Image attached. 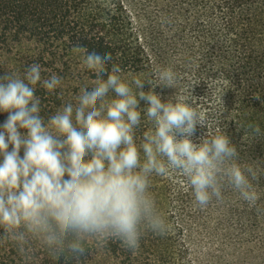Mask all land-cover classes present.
Segmentation results:
<instances>
[{
  "label": "trees",
  "instance_id": "obj_1",
  "mask_svg": "<svg viewBox=\"0 0 264 264\" xmlns=\"http://www.w3.org/2000/svg\"><path fill=\"white\" fill-rule=\"evenodd\" d=\"M76 49L83 63L92 50L111 53L108 72L119 64L132 80L155 83L159 70L171 68L176 88L155 91L165 102L193 92L208 124L197 126L193 139L207 130L227 133L238 162L256 170L251 182L258 199L249 205L225 183L222 200L201 209L182 175H154L150 191L166 235L145 231L136 251L115 240L92 241L84 257L53 259L39 240L21 255L0 228V264H264V135L248 128L264 132V0H0V76L23 78L28 65L40 64L42 79L34 87L46 117L69 97L67 59ZM53 73L61 84L49 90L42 81ZM144 90H152L147 81ZM140 107L147 105L140 101ZM7 117L0 112V124ZM150 128L142 114L137 137Z\"/></svg>",
  "mask_w": 264,
  "mask_h": 264
},
{
  "label": "clouds",
  "instance_id": "obj_2",
  "mask_svg": "<svg viewBox=\"0 0 264 264\" xmlns=\"http://www.w3.org/2000/svg\"><path fill=\"white\" fill-rule=\"evenodd\" d=\"M112 59L88 52L84 63L95 78L47 117L34 87L42 79L40 64L28 65L23 78L0 76V112L8 113L0 124V228L21 255L32 240L53 259H79L92 241L115 240L136 251L145 231L166 235L168 224L150 191L154 175H182L201 209L222 200L225 183L249 205L258 199L251 182L256 170L238 162L227 133L207 130L193 139L197 126L208 129L193 92L165 102L155 91L176 88L171 68L159 70L155 83L127 80L119 64L108 72ZM145 81L152 90H144ZM60 84L54 73L42 81L49 90ZM142 114L151 128L137 137ZM248 128L262 135L259 126Z\"/></svg>",
  "mask_w": 264,
  "mask_h": 264
},
{
  "label": "rangeland",
  "instance_id": "obj_3",
  "mask_svg": "<svg viewBox=\"0 0 264 264\" xmlns=\"http://www.w3.org/2000/svg\"><path fill=\"white\" fill-rule=\"evenodd\" d=\"M138 4L144 2V0H135ZM132 17V13H129L127 19L130 20ZM131 25V24H130ZM68 60V71L70 75V79L72 82V86L70 89L69 96L75 97L79 94L81 87L85 84V82L94 79L91 74H87V67L83 63L82 55L79 50H73L70 53V58ZM127 80H132L130 78H126ZM113 93H109V97H112ZM264 135V132H261Z\"/></svg>",
  "mask_w": 264,
  "mask_h": 264
}]
</instances>
